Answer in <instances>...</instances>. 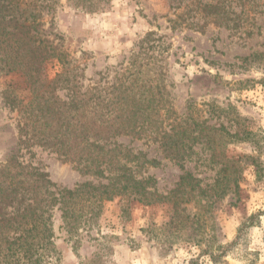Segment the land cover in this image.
I'll use <instances>...</instances> for the list:
<instances>
[{
    "label": "rangeland",
    "instance_id": "1",
    "mask_svg": "<svg viewBox=\"0 0 264 264\" xmlns=\"http://www.w3.org/2000/svg\"><path fill=\"white\" fill-rule=\"evenodd\" d=\"M25 1L42 11L46 37L75 61L84 87L140 64L141 88L161 85L178 119L196 108L208 126L222 125L239 139L224 147L226 158L240 161L238 190L222 199L147 206L116 198L71 240L54 212L53 264H264V0ZM218 3L214 24L203 7ZM45 72L53 78L58 64L46 63ZM8 86L27 95L22 77L0 76V163L17 151L15 114L1 97ZM118 142L158 163L145 170L158 195L176 190L185 173L204 190L220 180V166L203 146L180 168L155 143ZM22 160L45 171L56 190L96 182L39 148Z\"/></svg>",
    "mask_w": 264,
    "mask_h": 264
},
{
    "label": "trees",
    "instance_id": "2",
    "mask_svg": "<svg viewBox=\"0 0 264 264\" xmlns=\"http://www.w3.org/2000/svg\"><path fill=\"white\" fill-rule=\"evenodd\" d=\"M203 10L218 24L219 3ZM42 15L34 3L0 0V76L19 75L27 90L24 97L10 86L1 93L4 106L15 114L17 151L0 163V264L57 263L54 212L71 240L97 220L104 202L116 198L175 206L177 198L190 204L238 190L240 161L224 154V147L239 141L237 135L222 125L208 126L196 108L178 119L161 85L141 88L140 64L112 81L99 78L84 87L75 61L46 37ZM50 61L59 66L53 78L45 72ZM121 137L157 144L164 158L180 168L195 147L203 146L220 166V180L204 190L185 173L176 190L158 195L155 179L145 175L158 163L119 143ZM33 148L54 154L96 182L56 190L45 171L22 160L23 152Z\"/></svg>",
    "mask_w": 264,
    "mask_h": 264
}]
</instances>
